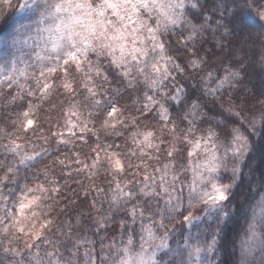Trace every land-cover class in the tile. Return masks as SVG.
Wrapping results in <instances>:
<instances>
[{
	"label": "clouds",
	"instance_id": "9594fccd",
	"mask_svg": "<svg viewBox=\"0 0 264 264\" xmlns=\"http://www.w3.org/2000/svg\"><path fill=\"white\" fill-rule=\"evenodd\" d=\"M0 264H264V0H0Z\"/></svg>",
	"mask_w": 264,
	"mask_h": 264
}]
</instances>
